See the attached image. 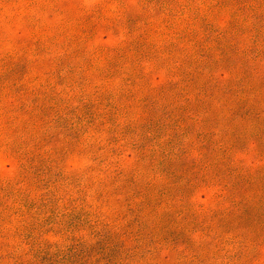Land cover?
Instances as JSON below:
<instances>
[{
  "label": "rangeland",
  "instance_id": "rangeland-1",
  "mask_svg": "<svg viewBox=\"0 0 264 264\" xmlns=\"http://www.w3.org/2000/svg\"><path fill=\"white\" fill-rule=\"evenodd\" d=\"M0 264H264V0H0Z\"/></svg>",
  "mask_w": 264,
  "mask_h": 264
}]
</instances>
